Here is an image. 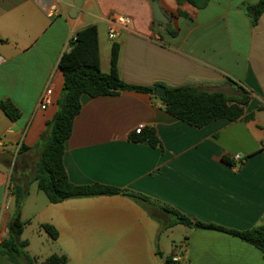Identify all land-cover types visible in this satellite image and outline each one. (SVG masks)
I'll list each match as a JSON object with an SVG mask.
<instances>
[{
    "label": "crops",
    "instance_id": "0c3cea01",
    "mask_svg": "<svg viewBox=\"0 0 264 264\" xmlns=\"http://www.w3.org/2000/svg\"><path fill=\"white\" fill-rule=\"evenodd\" d=\"M259 1L208 0L199 9L177 0H0V154L16 156L11 167L0 163V244L10 238L15 193L23 189L21 221L53 225L57 240L41 230L67 264H264L261 252L240 238L173 225L162 210L240 231L264 225V13L252 25L246 12ZM154 2L169 23L154 20ZM112 15L132 19L114 38ZM90 25L98 28L102 72H111L117 49L126 84L250 96L241 119L202 128L169 114L153 93L81 97L63 157L69 181L147 197L156 218L123 195L51 204L25 167L36 166L41 136L58 111L60 59L71 38ZM47 88L51 104L41 109ZM3 102L13 103L21 117L11 120ZM140 124L142 133L155 132L158 144L134 139ZM0 264L11 262L0 254Z\"/></svg>",
    "mask_w": 264,
    "mask_h": 264
},
{
    "label": "trees",
    "instance_id": "16d2710c",
    "mask_svg": "<svg viewBox=\"0 0 264 264\" xmlns=\"http://www.w3.org/2000/svg\"><path fill=\"white\" fill-rule=\"evenodd\" d=\"M179 3L188 2L202 9L208 0H177ZM246 12L252 25L258 23L264 13V0L247 6ZM59 69L64 75L62 94L58 100V111L54 118L47 123V130L41 136V157L36 163L34 181L43 191L51 204H58L68 199L91 198L99 196L123 195L143 204L148 214L156 218V206L144 196L130 193L113 186L102 184L75 185L68 179L63 157L65 144L72 134L76 116L82 108L81 97L88 95L92 98L116 95L121 91H136L153 93L159 85L154 87L134 86L124 83L118 71V50L112 56V68L109 74L102 72L100 67L99 36L96 25L87 26L78 31L69 41V51L60 59ZM166 96L160 99L165 110L175 118L197 128H202L210 122L219 119L236 121L244 115L243 105L250 101V96L243 92L235 98L227 96L221 91L207 92L195 87L181 86L165 88ZM5 114L13 121L21 117V111L11 102L1 103ZM246 119H252L248 115ZM138 141H148L152 145L158 144V138L153 130H148L134 138ZM264 149V148H263ZM27 149L23 148V152ZM27 192L20 189L15 193V215L11 224L10 238L0 244V254L6 256L11 264H25L21 258L25 257L24 248L29 245L27 240L21 241L26 223L21 221V210ZM165 214L173 219V225L182 224L188 227L200 225L208 229L217 230L240 238L258 249L264 259V225L250 230L227 229L214 224L193 222L187 216L169 207H163ZM41 228L52 240H57L59 233L50 224H43ZM28 263L29 260L27 259ZM66 255L53 254L45 264H67Z\"/></svg>",
    "mask_w": 264,
    "mask_h": 264
},
{
    "label": "rangeland",
    "instance_id": "374dc122",
    "mask_svg": "<svg viewBox=\"0 0 264 264\" xmlns=\"http://www.w3.org/2000/svg\"><path fill=\"white\" fill-rule=\"evenodd\" d=\"M27 167V171L32 172L35 170V163H32L31 168ZM27 184L25 181L24 186ZM31 187V185H29ZM32 215V212L29 213ZM32 217V216H31ZM39 223L32 218L29 224L25 225L21 241L27 240L29 245L24 248L26 258L29 260L28 264H45L46 259L53 253H57V249L53 247L52 240L44 237Z\"/></svg>",
    "mask_w": 264,
    "mask_h": 264
},
{
    "label": "built area",
    "instance_id": "2783aa9c",
    "mask_svg": "<svg viewBox=\"0 0 264 264\" xmlns=\"http://www.w3.org/2000/svg\"><path fill=\"white\" fill-rule=\"evenodd\" d=\"M56 10V6L52 5L49 9L50 14H54ZM108 24H109V36L111 38H114L119 29H128L129 26L132 23V19L129 16H123V15H112L108 18L107 20ZM52 89L51 88H47L45 90V92L42 94L41 98H40V108L41 109H46L47 106H49L51 104V99H52ZM145 124H140L137 126V128L134 130V133L137 135L142 134V132L145 129ZM237 160H240L241 157H237ZM174 261H177V259H173Z\"/></svg>",
    "mask_w": 264,
    "mask_h": 264
},
{
    "label": "water",
    "instance_id": "95a60500",
    "mask_svg": "<svg viewBox=\"0 0 264 264\" xmlns=\"http://www.w3.org/2000/svg\"><path fill=\"white\" fill-rule=\"evenodd\" d=\"M152 9H153L154 20L156 22L163 23V24L169 23V20L163 14V12L161 11L160 6L157 2H154L152 4ZM153 94L157 98L163 99L166 96V90L164 87L160 86L154 90ZM15 161H16V156H14V154H12L11 152L0 154V163L5 165V166L11 167L15 163ZM195 228L208 229V228L202 227L200 225H196Z\"/></svg>",
    "mask_w": 264,
    "mask_h": 264
}]
</instances>
